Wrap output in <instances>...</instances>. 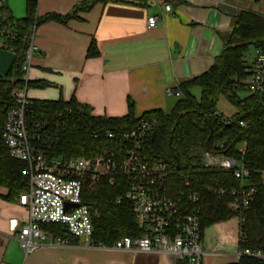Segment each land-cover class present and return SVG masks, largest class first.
I'll return each instance as SVG.
<instances>
[{
  "label": "trees",
  "instance_id": "1",
  "mask_svg": "<svg viewBox=\"0 0 264 264\" xmlns=\"http://www.w3.org/2000/svg\"><path fill=\"white\" fill-rule=\"evenodd\" d=\"M108 0H83L66 15L48 14L38 17V0H26V15L21 20L0 18V31L10 30L15 38L9 42L14 62L5 78L0 79V187L7 190L4 200L14 201L27 192L26 165L12 159L1 134L7 110L13 104L11 92L22 88L21 66L32 30L43 23L66 24L79 13L87 12L96 3ZM220 55L202 76L178 84L179 101L169 114L151 111L139 118L133 115L132 104L121 118L93 117L89 108L70 102L32 101L27 109L26 126L31 135H38L48 147V158H92L104 152L122 157L130 144L110 140L106 133L126 132L137 127L146 118H154L157 126L143 142L140 153L151 162L167 164V195L184 204L185 193L199 198L201 240L204 248L205 231L217 224L236 218L228 208L230 192L241 185L254 189L248 210L239 217V233L243 241L239 249L264 252V186L260 174L264 171V100L248 94L245 80L249 76L247 56L264 43V17L241 12L232 19L230 32L222 39ZM98 55L93 42L86 57ZM29 83L26 84V88ZM194 87L202 89L200 105L189 96ZM245 94V96H241ZM220 98L227 100L234 113L221 120L216 108ZM243 124V127L240 126ZM243 150V155L240 154ZM210 153L240 160L249 170L243 184L234 178L232 171L204 168L202 155ZM185 182L189 184L185 188ZM127 185L118 176L112 185L102 182L95 190L83 195V201L92 212L93 240L109 247L121 238H139L143 230L137 225L130 205L117 198L123 196ZM223 191V194H218ZM42 230L52 237L71 240L67 229L61 225H45ZM75 239V238H73ZM231 264H264L255 258L242 257Z\"/></svg>",
  "mask_w": 264,
  "mask_h": 264
},
{
  "label": "crops",
  "instance_id": "2",
  "mask_svg": "<svg viewBox=\"0 0 264 264\" xmlns=\"http://www.w3.org/2000/svg\"><path fill=\"white\" fill-rule=\"evenodd\" d=\"M82 1L38 0L36 14L63 16ZM241 12L264 17V0H108L66 24H40L34 29L37 52L31 59L27 98L74 100L101 118L126 116L129 103L135 118L151 111L167 115L181 96H168L166 91L211 68L232 19ZM25 15L26 0H0V18L21 20ZM149 16L157 18L150 30ZM91 42L98 55L87 58ZM254 52L251 47L248 67ZM13 62L14 53L0 49V79ZM6 194L0 187V264H176L170 255L88 248L73 238L67 246L42 244L24 255L14 236L26 224L28 212L18 199L4 200ZM204 242L202 264L236 262L238 221L208 228Z\"/></svg>",
  "mask_w": 264,
  "mask_h": 264
},
{
  "label": "built area",
  "instance_id": "3",
  "mask_svg": "<svg viewBox=\"0 0 264 264\" xmlns=\"http://www.w3.org/2000/svg\"><path fill=\"white\" fill-rule=\"evenodd\" d=\"M251 2L256 0H250ZM165 12L170 10L164 7ZM157 24L155 16L146 19V28L154 29ZM34 29L28 37V44L21 66L22 88L13 89V104L6 112L2 129V140L9 156L26 165L28 178L27 192L18 198L19 206L28 212L26 224L14 236L24 255L31 254L42 244L48 246H67L68 241L52 237L42 230V226L55 224L64 226L69 236L75 238L88 248L110 249L129 253L170 255L176 264H202L204 248L201 240V222L199 218L198 195L185 193L184 204L167 195L166 182L169 176L165 162H151L141 151L143 142L153 133L157 126L154 118L143 119L137 127L126 132L106 133L110 140L130 144L120 158L113 152H104L92 158L75 157L69 159L48 158V147L36 144L38 135H31L26 126L27 109L30 100L26 94V84L33 54L37 48L33 43ZM15 38L8 30L0 31V49L10 50L9 42ZM248 94L258 100H264V43L254 52L249 76L245 80ZM168 96L180 97L176 90H167ZM220 116V113H216ZM227 122V117H221ZM243 127V124L240 123ZM244 151L240 150L243 155ZM204 168L232 171L235 179L242 184L249 177V170L240 160L204 153ZM120 176L124 179L127 190L117 198V203L125 200L129 203L137 225L143 230L139 238H121L106 247L96 243L93 238L92 212L83 201V195L95 190L102 182L112 185ZM264 186V171L260 174ZM189 184L185 182V188ZM255 191L244 184L238 190L230 192L231 201L228 208L238 221V251L235 259L242 257L264 261V252L239 249L243 241L239 233V217L248 210ZM218 194H223L219 191ZM69 204L73 207L66 208Z\"/></svg>",
  "mask_w": 264,
  "mask_h": 264
},
{
  "label": "rangeland",
  "instance_id": "4",
  "mask_svg": "<svg viewBox=\"0 0 264 264\" xmlns=\"http://www.w3.org/2000/svg\"><path fill=\"white\" fill-rule=\"evenodd\" d=\"M216 108L223 117H230L234 113V108L224 98H220L217 102Z\"/></svg>",
  "mask_w": 264,
  "mask_h": 264
},
{
  "label": "water",
  "instance_id": "5",
  "mask_svg": "<svg viewBox=\"0 0 264 264\" xmlns=\"http://www.w3.org/2000/svg\"><path fill=\"white\" fill-rule=\"evenodd\" d=\"M189 96L196 102L197 105L201 103L202 89L200 87H194L189 91ZM66 208L73 207L69 204L65 205Z\"/></svg>",
  "mask_w": 264,
  "mask_h": 264
}]
</instances>
